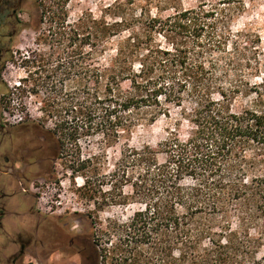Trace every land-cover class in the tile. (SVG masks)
Segmentation results:
<instances>
[{"label":"trees","instance_id":"16d2710c","mask_svg":"<svg viewBox=\"0 0 264 264\" xmlns=\"http://www.w3.org/2000/svg\"><path fill=\"white\" fill-rule=\"evenodd\" d=\"M61 3L58 12L42 11L32 26L39 48L21 62L22 92L39 97L54 123L34 124L44 141L33 144L37 159L50 162L97 136L117 144L139 127L168 123L156 147L122 152L112 203L142 208L126 222L107 220L88 242L82 236V264H264V107L261 100L235 107L249 93L227 83L218 59L233 15L204 1L151 19L147 35L132 32L114 46L123 22H71L69 0ZM84 179L79 192L93 200L104 182Z\"/></svg>","mask_w":264,"mask_h":264},{"label":"rangeland","instance_id":"374dc122","mask_svg":"<svg viewBox=\"0 0 264 264\" xmlns=\"http://www.w3.org/2000/svg\"><path fill=\"white\" fill-rule=\"evenodd\" d=\"M62 1L23 0L17 17L16 36L11 43L4 46L7 54L4 55L0 70V118L4 129L16 134L15 148H19L22 143L24 146L35 142L44 143L41 129L38 133L33 131L34 124L35 127L45 126L46 129L54 127V123L46 119L40 111V98L22 92L21 80L27 76V69L21 62L39 48L36 44L37 33L32 26L38 24L42 11L48 8L58 12ZM204 1L217 2L219 10L223 11L219 13L226 16L232 14L234 18L230 23L226 49L218 59L227 83L249 93L247 97L238 100L235 107L258 105L261 100L258 106L263 108L264 0H69L67 11L71 22L82 16L109 24L123 22L126 31L113 40L115 46L132 32L147 35L151 19L167 18L176 11L195 8ZM152 34L158 44L165 45L164 39L158 33ZM41 49L48 50L46 47ZM64 85L72 92L78 87L76 80H69ZM175 113L177 111L173 112ZM167 126L166 119L161 118L152 126H142L130 134H123L117 144H110L101 136L81 140L78 144L74 143L69 150L63 151L59 158L48 163L37 159L38 153L35 150L29 151L28 165L25 166L18 160L13 167L19 177L30 180V187L17 189L19 202H26L29 206L33 204L35 220L58 218L67 230L70 228V232L86 237L88 242L101 226L106 225L107 220L115 218L126 222L142 208L139 204L130 203L113 205V199L120 194L119 190L113 192L111 189L115 164L127 147H156L166 137ZM21 127L26 128L22 131L23 139L17 137ZM6 134L7 131H3L0 151L9 153L11 143L8 142L10 137L5 136ZM82 161H89L85 164V170H81ZM84 176L91 178L93 182L97 179L100 184L104 182L100 188L97 185L93 200L84 198L79 192L85 184ZM7 181L8 178L0 175L2 184ZM122 193L128 195L130 188L125 187ZM25 208L20 209L24 211ZM261 255H264V248ZM32 259L30 256L25 258L28 262ZM52 263L82 264L77 257H69L63 253L56 254Z\"/></svg>","mask_w":264,"mask_h":264},{"label":"flooded vegetation","instance_id":"af4514ba","mask_svg":"<svg viewBox=\"0 0 264 264\" xmlns=\"http://www.w3.org/2000/svg\"><path fill=\"white\" fill-rule=\"evenodd\" d=\"M22 2L23 0H0V68L4 55L7 54L4 46L11 43L17 33V17ZM19 130L17 137L23 139L22 131L26 128L21 127ZM3 131H7L5 136L10 137L7 140L11 143V148L9 153L0 151V175L8 178L7 182H0V264H54V256L62 253L77 257L82 262V235L70 232L71 229L67 230L55 217L35 220L33 204L29 206L26 202H19L17 189L30 187V180L19 177L13 167L18 160L23 165H28V153L34 150V145L30 143L24 146L22 143L19 148H15L16 134L5 130L0 118V149ZM6 189L9 191H5ZM23 192L26 193L25 190ZM23 207L26 208L21 211L23 209L20 208ZM27 256L34 260L26 261Z\"/></svg>","mask_w":264,"mask_h":264}]
</instances>
